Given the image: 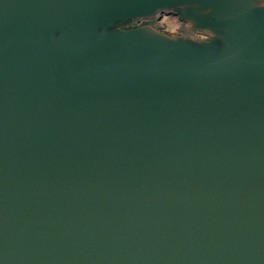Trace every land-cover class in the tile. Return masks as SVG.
I'll return each instance as SVG.
<instances>
[{"label": "water", "instance_id": "1", "mask_svg": "<svg viewBox=\"0 0 264 264\" xmlns=\"http://www.w3.org/2000/svg\"><path fill=\"white\" fill-rule=\"evenodd\" d=\"M0 264H264V0H0Z\"/></svg>", "mask_w": 264, "mask_h": 264}, {"label": "rangeland", "instance_id": "2", "mask_svg": "<svg viewBox=\"0 0 264 264\" xmlns=\"http://www.w3.org/2000/svg\"><path fill=\"white\" fill-rule=\"evenodd\" d=\"M159 23L164 26V30L169 32H173L179 24L177 18L171 15H163Z\"/></svg>", "mask_w": 264, "mask_h": 264}, {"label": "flooded vegetation", "instance_id": "3", "mask_svg": "<svg viewBox=\"0 0 264 264\" xmlns=\"http://www.w3.org/2000/svg\"><path fill=\"white\" fill-rule=\"evenodd\" d=\"M174 31V30H173Z\"/></svg>", "mask_w": 264, "mask_h": 264}]
</instances>
